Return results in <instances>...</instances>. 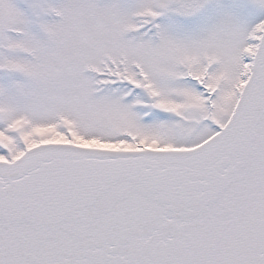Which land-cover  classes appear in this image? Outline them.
<instances>
[{"label": "snow or ice", "instance_id": "6c2138e0", "mask_svg": "<svg viewBox=\"0 0 264 264\" xmlns=\"http://www.w3.org/2000/svg\"><path fill=\"white\" fill-rule=\"evenodd\" d=\"M0 264H264V0H0Z\"/></svg>", "mask_w": 264, "mask_h": 264}]
</instances>
